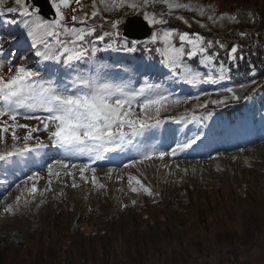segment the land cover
<instances>
[{
  "label": "rangeland",
  "instance_id": "1",
  "mask_svg": "<svg viewBox=\"0 0 264 264\" xmlns=\"http://www.w3.org/2000/svg\"><path fill=\"white\" fill-rule=\"evenodd\" d=\"M6 2L11 5L13 1ZM133 2L141 4L142 0H123L124 6H117L121 0H106L107 6L95 0V7L94 0H83L82 7L91 18L93 11H97L98 17L107 18L111 29L112 22H123L126 15L141 10L142 13L155 14L157 20L171 21L169 17L192 19L220 33L238 26L255 29L258 7H264V0H172L189 7L169 9L166 4L158 3L161 14L153 11L155 3L136 9L127 6ZM80 5L76 0H69L68 7L62 8L64 23L69 27ZM21 23L16 28L21 27L23 35L19 44L17 42L20 49L17 55L0 56L4 61L0 76L5 79L15 74L17 65L33 60L28 58L32 41ZM152 25L154 30L148 37L157 33V39L153 42L147 37V41H140L149 54L157 46L164 52L167 45L163 33L176 28L171 40L176 45L171 44L180 47L183 43L186 58L188 56L208 73L226 72L222 64L231 59V52H225L227 57L223 59L213 49L212 52L207 48L203 53L195 51L192 45L179 40V34L186 32L194 37L197 35L194 31L192 34L190 29H181V32L173 24ZM119 41L120 49L127 47L129 53L117 50L115 55H130L133 43ZM109 48V43L103 45V54H107ZM189 51H195V54L189 56ZM209 56L211 59L207 58ZM163 58L168 63L152 65L150 71H147L150 59L143 60L147 72H137L134 82L149 83L155 92L168 97L164 104L174 102L176 93L185 87L200 95L206 89H215L223 81L220 74L202 82L194 80L195 84L180 83L181 75L192 79L187 71L191 65H180L183 74L178 75L175 71L178 59L172 65L165 52ZM142 59L132 56L130 60H137L140 68ZM39 61L44 62L36 57L30 66L37 64L39 69L42 66ZM76 67L54 64L50 71L57 74L61 70L66 72L65 76L62 74L63 78L72 79ZM118 72L116 67L115 73ZM63 78L57 84H63ZM40 79L53 80V76L44 75ZM231 99H238L236 90L212 93L200 99L196 106L199 103L221 105ZM258 100L259 103L251 101L241 116H234L229 122L230 137H224L222 144L200 143L204 136H199L196 143L175 149V155L172 154L175 144L171 145V138L179 128L177 122L181 117L145 124L120 148L101 152L99 156L93 152L65 153L53 144L40 121L25 118L32 115L43 120L47 113L42 109H21L15 122L7 116L0 117V125L8 128V131L0 132V152L13 150V145L23 148L25 143L34 149L13 156L0 166V252L3 264H63L67 259L73 264H264V92H260ZM172 108L180 109V106L172 105ZM154 110L149 109L148 113L154 115ZM132 111L143 112L136 103H133ZM250 115L253 125L247 128L245 123L250 121ZM13 125H16L18 137L15 141L12 139ZM185 125L181 130L186 128ZM199 125H189V136ZM31 128L38 130L32 132L31 138L25 142L24 137ZM248 129L251 136L247 135ZM186 143L187 137L182 145ZM38 144L44 147L35 148ZM148 152L153 153L151 158L143 159ZM160 152L165 155L160 157ZM54 160H65L68 167L53 165L50 174L48 165ZM85 164L88 168L81 176L80 169ZM33 173L38 176L29 179ZM130 177L134 178L131 184ZM33 185L37 189L35 193L32 192ZM144 188H148L151 194ZM9 206L13 210L5 212Z\"/></svg>",
  "mask_w": 264,
  "mask_h": 264
},
{
  "label": "snow or ice",
  "instance_id": "2",
  "mask_svg": "<svg viewBox=\"0 0 264 264\" xmlns=\"http://www.w3.org/2000/svg\"><path fill=\"white\" fill-rule=\"evenodd\" d=\"M150 2L164 3L169 9L189 7L188 5L174 3L172 0H142L141 4L133 2L127 6L136 9ZM76 3L79 4L80 0H76ZM100 3L106 5V0H100ZM68 5L69 0H50V7L55 12L54 18L49 20L41 15L42 9L36 6L34 0L32 3H28V0H13L11 5H8L6 0H0V20L6 25H16L19 22L13 14L21 15L22 27L27 30L33 48H37L35 56L41 58V61L62 60L63 63L69 64L73 60H79L86 53L83 45L79 42L85 41V37L95 32V28H77L66 25L62 8L68 7ZM117 6H124L123 0ZM93 7H95V0ZM201 14H203L202 11ZM91 15L96 16L97 11H93ZM86 18L87 13H85L83 19ZM143 18L149 24L166 23L164 19L157 20L155 14L149 15L148 12L143 13ZM77 19L78 17L75 15L72 16L73 21ZM178 19H183V17H178ZM120 23V20L112 22V28L116 29ZM110 35L118 36L120 33L118 31L116 33L105 32L97 38L103 40L105 36ZM173 35L174 30L165 31L162 38L167 45L165 55L169 62L175 65L176 60L184 54L185 49L183 43L180 47L171 44ZM62 36L68 37V39H61ZM157 36V33H153L151 40L154 42ZM179 40L192 45L195 51L201 53L206 51L205 47L202 46L204 43L203 37L198 34L190 37L186 32L181 33L179 34ZM2 47V44H0V52H2ZM195 51H189L187 55H194ZM231 52L236 53L237 48L233 47ZM207 58L211 59L210 56ZM3 64L4 61L0 60V67H3ZM9 71L11 72V67ZM197 78H199L198 73L192 74L193 81ZM69 83H71V88L68 86ZM225 91L233 92L231 88L225 89ZM233 98H236L234 93ZM167 99L168 97L155 92L151 85H144L138 90H128L126 85L103 81L99 69L96 75H78L63 84H57L53 80L44 81L40 79V73L25 64L17 65L15 74L7 79L0 76V102H2L0 104V117L7 116L15 122L21 114V109H42L47 113L43 120L39 116L32 115H27L25 118L40 121L44 129L49 132L52 143L69 154L95 152L99 156L101 152H111L120 148L129 133L135 135L145 127L147 120L150 119V117H147L145 120L140 121L139 127H137V121L131 118L134 115L132 111L133 103H136L141 111L145 113L149 109L155 108L157 115H159ZM220 102L212 101V103ZM4 123H7V121ZM156 123H159V120ZM15 126L13 125L12 130L14 141L18 139L15 134ZM19 126L28 127L27 125ZM37 130V128H31L24 137L25 142L31 138V133ZM6 131H8V128L0 125V132ZM199 139L200 137L196 136L194 139H189L188 143L177 147H188ZM41 147H44V145L38 144L35 146L37 149ZM33 150L25 143L24 147L17 152L13 145L12 151L0 152V161ZM172 154L175 155V149ZM152 155V152H148L143 156V159H150ZM164 155L163 152L159 153L160 157ZM53 165L68 167L65 160H54L52 164L48 165L50 174ZM86 168H88L87 164L81 167V176H83ZM37 176L38 173H33L29 179H35ZM133 179L129 178L130 184ZM93 182H95V179H93ZM136 182L140 183L139 180ZM73 186L76 185L73 184ZM36 191L37 189L33 185L32 192L35 193ZM132 191L135 192L137 189L132 188ZM144 191L151 194L148 188H144ZM17 200H19V197H17ZM12 210L11 206L5 208V212Z\"/></svg>",
  "mask_w": 264,
  "mask_h": 264
},
{
  "label": "trees",
  "instance_id": "3",
  "mask_svg": "<svg viewBox=\"0 0 264 264\" xmlns=\"http://www.w3.org/2000/svg\"><path fill=\"white\" fill-rule=\"evenodd\" d=\"M155 5L153 11L162 14V11L158 7V3H156ZM258 9L259 11L257 10V26L255 27V29H247V28L245 29L242 28L241 26H238L228 31L217 33L211 31L206 26L193 22V20L191 19L188 20L185 17H183V19H178V17L177 18L169 17V19H172L173 21L168 20L166 21V23L162 24V25L165 24L177 25L179 31H181V29L183 30L190 29L192 30L191 31L192 34L194 31V33L203 37L206 43L211 42L205 44L206 48L209 49V51L213 49V52H216L223 59L227 57L225 52L230 53L233 47L237 48V52L236 53L231 52V59L225 62L228 64V68L231 69V71L235 74V77L231 78V83H232V90L237 91L238 99L237 100L231 99L232 104L241 103L242 99H244V97L248 94V92H250L251 88L256 83H260L259 89L264 90V7L259 6ZM99 17L101 18V20L99 19ZM99 17L96 15L91 20L90 27H94L95 32L85 37V39H87L90 44L93 42L94 39H97V44H98L97 37L103 35L105 32L116 33L118 31L120 33V28H119L120 26H117L116 29H111L108 27L109 21H106L107 18H104L100 15ZM150 25L153 27L152 24ZM171 29L175 30L176 28H171ZM118 37L119 35L105 36L103 41H106L110 38L118 41ZM62 39H66V38L62 37ZM141 42L140 41L136 42V52L145 53V54L148 53L147 49H144V47L141 45ZM80 43L82 44L83 42ZM164 52L160 49V47L157 46L156 49L152 51V54L156 60H159L164 57ZM185 55H186V50L184 51V54H182L179 57L180 63L187 61ZM201 69L203 70V68ZM213 106L217 108L219 105L213 104ZM168 109L171 108L168 107ZM171 110L173 112H178L176 108H172ZM161 112H165V111L161 110ZM0 264H3L1 252H0ZM63 264H73V262L71 259H67L63 261Z\"/></svg>",
  "mask_w": 264,
  "mask_h": 264
},
{
  "label": "water",
  "instance_id": "4",
  "mask_svg": "<svg viewBox=\"0 0 264 264\" xmlns=\"http://www.w3.org/2000/svg\"><path fill=\"white\" fill-rule=\"evenodd\" d=\"M40 8L45 16L53 18L54 14L50 6H45V1L40 0ZM150 32V28L145 20L140 16H129L123 24V34L133 38H144Z\"/></svg>",
  "mask_w": 264,
  "mask_h": 264
},
{
  "label": "bare ground",
  "instance_id": "5",
  "mask_svg": "<svg viewBox=\"0 0 264 264\" xmlns=\"http://www.w3.org/2000/svg\"><path fill=\"white\" fill-rule=\"evenodd\" d=\"M177 144L179 145V141H177ZM163 146V145H162ZM43 156V155H42ZM38 160H39V158H38Z\"/></svg>",
  "mask_w": 264,
  "mask_h": 264
}]
</instances>
